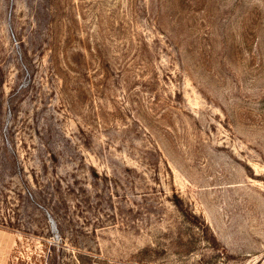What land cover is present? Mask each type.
<instances>
[{
    "label": "rangeland",
    "instance_id": "1",
    "mask_svg": "<svg viewBox=\"0 0 264 264\" xmlns=\"http://www.w3.org/2000/svg\"><path fill=\"white\" fill-rule=\"evenodd\" d=\"M0 264H264V0H0Z\"/></svg>",
    "mask_w": 264,
    "mask_h": 264
}]
</instances>
